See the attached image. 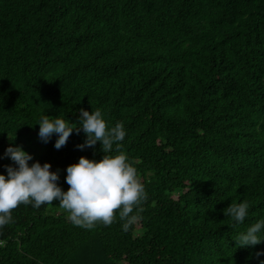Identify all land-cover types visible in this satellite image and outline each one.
<instances>
[{
  "label": "trees",
  "instance_id": "1",
  "mask_svg": "<svg viewBox=\"0 0 264 264\" xmlns=\"http://www.w3.org/2000/svg\"><path fill=\"white\" fill-rule=\"evenodd\" d=\"M99 109L146 190L127 231L74 225L58 201L20 204L0 227V264H260L236 247L264 219V0H0V172L10 140L41 116ZM38 159L99 160L75 130ZM31 163V161H30ZM246 201L236 225L225 215Z\"/></svg>",
  "mask_w": 264,
  "mask_h": 264
},
{
  "label": "clouds",
  "instance_id": "2",
  "mask_svg": "<svg viewBox=\"0 0 264 264\" xmlns=\"http://www.w3.org/2000/svg\"><path fill=\"white\" fill-rule=\"evenodd\" d=\"M36 124L42 142L47 143L56 136V149L64 146L75 130L85 135L84 141L77 145L79 149H94L99 142L103 155L99 160L82 155L77 162L68 164L65 182L69 187L65 191L58 183L59 171L51 170L50 162L42 164L34 160L33 154L16 144L15 139L10 140L3 157L12 163L4 165L6 173L0 172V227L12 221V210L20 204L40 208L55 200L74 225L84 228H92L98 222L111 225L118 210L123 222L121 227L127 231L138 219L133 212L146 199V190L137 169L121 150L126 136L124 125L117 122L109 126L99 109L83 108L75 122L43 115ZM249 207L248 202L242 201L231 203L223 211L239 225L249 215ZM233 240L236 247H255L264 242V219L239 232ZM257 255H264V250Z\"/></svg>",
  "mask_w": 264,
  "mask_h": 264
},
{
  "label": "rangeland",
  "instance_id": "3",
  "mask_svg": "<svg viewBox=\"0 0 264 264\" xmlns=\"http://www.w3.org/2000/svg\"><path fill=\"white\" fill-rule=\"evenodd\" d=\"M19 144L23 148L33 154L34 160L40 158L45 153V143L42 142L38 136H34L31 139L24 137L19 140Z\"/></svg>",
  "mask_w": 264,
  "mask_h": 264
}]
</instances>
